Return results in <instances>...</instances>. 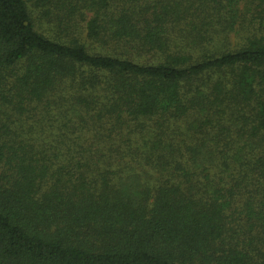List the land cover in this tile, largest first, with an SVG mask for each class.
<instances>
[{
	"label": "trees",
	"instance_id": "16d2710c",
	"mask_svg": "<svg viewBox=\"0 0 264 264\" xmlns=\"http://www.w3.org/2000/svg\"><path fill=\"white\" fill-rule=\"evenodd\" d=\"M0 264H264V0H0Z\"/></svg>",
	"mask_w": 264,
	"mask_h": 264
}]
</instances>
